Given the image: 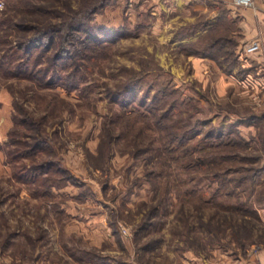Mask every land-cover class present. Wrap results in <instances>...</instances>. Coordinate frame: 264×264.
I'll return each instance as SVG.
<instances>
[{
  "label": "rangeland",
  "instance_id": "rangeland-1",
  "mask_svg": "<svg viewBox=\"0 0 264 264\" xmlns=\"http://www.w3.org/2000/svg\"><path fill=\"white\" fill-rule=\"evenodd\" d=\"M171 1L0 0V264H223L264 247V95L240 82L260 50L240 54L225 2L211 21ZM81 13L71 58L48 34L19 50Z\"/></svg>",
  "mask_w": 264,
  "mask_h": 264
},
{
  "label": "crops",
  "instance_id": "crops-1",
  "mask_svg": "<svg viewBox=\"0 0 264 264\" xmlns=\"http://www.w3.org/2000/svg\"><path fill=\"white\" fill-rule=\"evenodd\" d=\"M212 4L207 5L205 1L195 2L194 0H179L176 2L171 1L167 6L169 9H178L186 10L190 13V7L196 6L197 8L201 7L203 11L208 10V20L214 21L218 14V3L219 1L211 0ZM222 2V1H221ZM257 8L251 7H233L225 4L229 9V13L234 18L236 27L232 30L234 34L233 37L239 39L240 44L246 43L254 38L260 40L261 48L260 54H256L252 57L250 63H253L252 71H249L246 77L240 79V82L243 83L244 80L250 79V82H253L255 90L261 92L262 96L264 95V10L261 8L260 0L255 1ZM229 14V15H230ZM230 15V16H231ZM207 27V26H206ZM205 29V28H204ZM202 31V30H201ZM243 45V44H242ZM225 262V263H224ZM264 264V247L257 248L256 250L251 248L248 251L247 257H239L235 260L230 258H225L223 264Z\"/></svg>",
  "mask_w": 264,
  "mask_h": 264
},
{
  "label": "trees",
  "instance_id": "trees-1",
  "mask_svg": "<svg viewBox=\"0 0 264 264\" xmlns=\"http://www.w3.org/2000/svg\"><path fill=\"white\" fill-rule=\"evenodd\" d=\"M219 2L221 3V1H219ZM81 16L79 18H77L76 20H74V17L69 16L67 18H64V20L62 22L60 21L58 23V25H56V24L45 25L42 28H38L35 35H33L32 37H27V38L24 37V39L22 41H20L21 44H25V45H22L23 47H19V50H21V49H24V50L25 49H29V50L32 49L33 50L36 47H40L41 41H40L39 36L42 35V37L43 36L46 37L48 34V36L46 37L44 42L47 43V41H49V39H51V42L58 44L57 50L55 51V55L53 53L52 58L55 57V58H53L54 60H56V57L58 59L59 58H62V59L63 58L64 59L71 58V55H72L71 49L73 47L72 41L74 39V36L77 37L76 36L77 34L74 33L75 32L74 30H77V29L85 30L83 27L88 29V26H85V24L83 23V21H84L83 18L84 17L87 18V16H89V15L86 16L83 13H81ZM55 29H56V32L58 31L57 32L58 35L61 34L60 36L57 35L58 36L57 42H55L54 40L52 41V39H54V38H51ZM90 36H92V35L90 34ZM42 39L43 38H41V40ZM18 68H19L18 70L20 72V70H22V68L20 66ZM40 72H43V71L40 70Z\"/></svg>",
  "mask_w": 264,
  "mask_h": 264
},
{
  "label": "built area",
  "instance_id": "built-area-1",
  "mask_svg": "<svg viewBox=\"0 0 264 264\" xmlns=\"http://www.w3.org/2000/svg\"><path fill=\"white\" fill-rule=\"evenodd\" d=\"M214 1V0H213ZM216 1H222L225 2L227 5L233 6V7H251V8H257L256 0H216ZM261 8L264 10V0H260ZM261 48L260 40L257 38H254L250 41H247L242 45L240 48V54H249L259 51ZM32 264H41L39 262H33Z\"/></svg>",
  "mask_w": 264,
  "mask_h": 264
}]
</instances>
